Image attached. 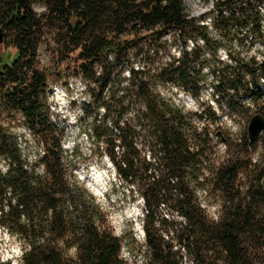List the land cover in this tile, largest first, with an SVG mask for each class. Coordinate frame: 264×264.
Masks as SVG:
<instances>
[{
	"label": "trees",
	"instance_id": "1",
	"mask_svg": "<svg viewBox=\"0 0 264 264\" xmlns=\"http://www.w3.org/2000/svg\"><path fill=\"white\" fill-rule=\"evenodd\" d=\"M204 1L211 3L214 31L245 27L264 46L259 7L264 0ZM34 4L44 7L40 15ZM0 26V226L20 242L21 264H125L120 238L72 172L62 132L47 113L45 91L54 85L67 88L66 79L77 75L90 98L80 105L85 138L97 144L98 154L143 202L146 264H184L181 250L189 264H264V168L256 172L250 160L242 165L237 158L209 167L208 125L198 126L193 118L211 120L213 114L203 108L190 113L158 90L169 83L189 93L207 64L199 57L197 39L216 49L207 26L189 16L184 0H0ZM167 32L191 41L192 49H182L153 75L134 66L137 61L153 64ZM46 34L58 52L74 55L72 70L33 65L38 41ZM231 60L233 65L222 67L226 72L213 94L220 93L224 105L236 110L235 94L227 91L243 90L246 78L264 77V55L258 62ZM17 112L41 144L32 159L20 133L3 124ZM243 144L249 146L247 138ZM77 149L70 150L73 158ZM206 170L210 177L204 176ZM240 174L248 179L244 185L237 183ZM207 186L222 199L216 222L195 196ZM160 205L173 208L181 222L156 216Z\"/></svg>",
	"mask_w": 264,
	"mask_h": 264
},
{
	"label": "rangeland",
	"instance_id": "2",
	"mask_svg": "<svg viewBox=\"0 0 264 264\" xmlns=\"http://www.w3.org/2000/svg\"><path fill=\"white\" fill-rule=\"evenodd\" d=\"M184 3L193 20L207 26L208 36L217 42L216 49L212 50L210 44L204 47L202 42L197 39V45L201 48L199 57L205 59L207 64L206 66H199L198 84L188 90L193 97L169 83H161L158 85V90L165 98L173 99L176 104L190 113H199L203 108L209 115L213 114L211 120L207 119L208 116L201 117L197 123L200 126L208 125L210 140L206 149V161L209 167L215 168L236 158L242 160V165H244L248 159L251 163L250 166L259 172L264 168V137L260 135L254 143L249 144L246 148L243 143L244 139L247 138L246 126L249 117L255 113L264 114V77L246 78L243 90L227 91L228 94H235V105L238 107L236 110L226 107L221 94H213V87L218 83L219 76L223 75L222 67L233 65L234 62L231 59L235 57L241 60L253 58L258 62L264 55V46L245 27L242 29L234 27L231 28V32L227 33L214 31L210 22V2L184 0ZM32 7L37 15H40L44 10L40 4H34ZM260 11L264 19V8H261ZM162 41H165L164 46L153 57L152 65L138 61L134 62L133 65L139 69L144 67V69L149 70V74L153 75V72L165 67L173 58H178L182 49L188 51L192 49L189 40L183 42L175 33L167 32L163 35ZM36 52L33 65L37 68L53 70L57 66L59 67L58 70H62L66 66L70 70L73 69L74 55L69 54L66 57L64 51L58 52L48 34L41 36ZM66 82L67 88L54 85L47 89L44 98L50 121L62 132V143L66 149L65 155L74 162L72 172L99 203L105 214L110 232L120 238V259L125 264H146L147 251L146 246H144V231L142 229V215L145 213L143 202L140 201V197L134 191L133 186L124 183L117 177L111 162L103 154H98L97 144L89 142L84 136L87 121L85 114L80 111V105L90 101L85 82L78 75L69 76ZM217 98H219L218 102H216ZM134 113L135 107H131L129 114ZM3 122V124L20 133L21 144L22 147H25L27 158L32 159V156L39 151L41 144L34 135L32 136L25 129L22 115L18 112L11 113L10 116L3 119ZM217 129L222 131L224 141H220L219 136L215 135ZM73 146H78L77 158H73V153L70 152ZM147 153L146 148H143L141 155H145L148 160ZM207 175L210 177L208 170L204 176ZM247 180L244 174H240L237 183L244 185ZM195 196L207 217L216 222L222 205L220 194L218 192L213 193L207 186L195 190ZM156 216H163L176 224L182 220L173 208L163 205L159 206ZM181 253L183 263L189 264L190 260L187 254L184 250H181ZM20 255L18 239L9 235L0 226V261L9 260L10 264H21Z\"/></svg>",
	"mask_w": 264,
	"mask_h": 264
},
{
	"label": "water",
	"instance_id": "3",
	"mask_svg": "<svg viewBox=\"0 0 264 264\" xmlns=\"http://www.w3.org/2000/svg\"><path fill=\"white\" fill-rule=\"evenodd\" d=\"M3 31L2 27L0 26V43L3 42ZM246 126V137L248 139L249 144L254 143L259 136L261 135L264 137V114L263 113H255L251 115L247 121ZM215 135L219 136L221 141H224L225 139L221 136L220 130H217L215 132ZM264 184V176L262 177V181Z\"/></svg>",
	"mask_w": 264,
	"mask_h": 264
},
{
	"label": "built area",
	"instance_id": "4",
	"mask_svg": "<svg viewBox=\"0 0 264 264\" xmlns=\"http://www.w3.org/2000/svg\"><path fill=\"white\" fill-rule=\"evenodd\" d=\"M43 9H44V7H43ZM170 34H171V32H169ZM191 46H192V42H191ZM202 112V110H200L199 111V113H201ZM197 113V112H196ZM199 113H197V114H199ZM204 117H205V115H204ZM208 119V118H207ZM208 120H210V119H208ZM194 123L195 124H197L198 123V119L196 118V117H194ZM198 126H199V124H198ZM25 129H27L28 130V128H26L25 127ZM201 130V127H199V131ZM29 131V130H28ZM209 130H208V126H207V132H208ZM30 132V131H29ZM208 134V137H209V132L207 133ZM41 171H42V166H41ZM5 230V229H4ZM6 231V230H5Z\"/></svg>",
	"mask_w": 264,
	"mask_h": 264
},
{
	"label": "bare ground",
	"instance_id": "5",
	"mask_svg": "<svg viewBox=\"0 0 264 264\" xmlns=\"http://www.w3.org/2000/svg\"><path fill=\"white\" fill-rule=\"evenodd\" d=\"M260 7V10H261V8H264V6L263 5H260L259 6ZM264 14V13H263ZM190 44H191V41H190ZM64 146V145H63ZM1 168L4 170L5 169V167H4V165L3 164H1Z\"/></svg>",
	"mask_w": 264,
	"mask_h": 264
},
{
	"label": "flooded vegetation",
	"instance_id": "6",
	"mask_svg": "<svg viewBox=\"0 0 264 264\" xmlns=\"http://www.w3.org/2000/svg\"><path fill=\"white\" fill-rule=\"evenodd\" d=\"M221 136L223 137V134H221ZM224 138V137H223Z\"/></svg>",
	"mask_w": 264,
	"mask_h": 264
}]
</instances>
